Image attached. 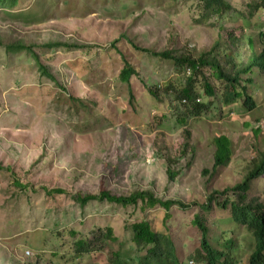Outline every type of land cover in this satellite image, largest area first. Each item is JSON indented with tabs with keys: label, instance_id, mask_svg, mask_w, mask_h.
<instances>
[{
	"label": "rangeland",
	"instance_id": "rangeland-1",
	"mask_svg": "<svg viewBox=\"0 0 264 264\" xmlns=\"http://www.w3.org/2000/svg\"><path fill=\"white\" fill-rule=\"evenodd\" d=\"M195 1L0 3V264H65L54 253L73 254L76 264H103L120 241L78 253L72 231L80 229L93 241L111 227L122 238L126 222L137 220L171 234L182 253L188 246L200 247L201 235L190 224L195 213L203 212L200 205L211 195L219 202L238 199L232 188L242 182L252 158L264 150V76L257 70L253 75L258 110H234L228 116L222 113L228 95L219 79H210L216 87V106L200 115L183 109L172 94H166L167 103L157 111L146 93L149 86L161 89L171 79L190 76L156 54L173 45L181 53L221 52L222 64L232 68L222 59L226 41L220 29L230 14L236 16L243 9L239 0H225L231 9L216 19L212 15L200 19ZM261 14L257 18L263 20ZM241 20L226 23V30L241 31L245 24L238 23ZM20 44L31 51H9L8 46ZM248 52L245 45L244 55ZM122 57L137 73L129 83L118 81ZM235 59L244 60L240 55ZM130 97L135 100L132 106L127 103ZM171 112L183 114L186 122L179 124ZM155 114L167 119L154 123ZM246 121L249 127L244 126ZM258 126L261 131L255 138L253 127ZM222 133L232 137L234 154L227 167L214 169L211 140ZM168 165L177 174L174 180ZM17 180L23 187L16 186ZM55 188L65 192H45ZM262 188L261 179L252 182L248 200L264 201ZM103 189L118 195L152 189L157 197L186 207L174 204L167 226L160 207L142 211L140 205L93 201L81 206L74 200L77 193L99 194ZM225 189L227 194L222 193ZM210 206V244L222 247L229 231L235 240L233 258L249 264L253 235L230 212L215 203ZM122 247L132 249L133 244ZM195 259L185 256L183 264H205Z\"/></svg>",
	"mask_w": 264,
	"mask_h": 264
},
{
	"label": "trees",
	"instance_id": "trees-1",
	"mask_svg": "<svg viewBox=\"0 0 264 264\" xmlns=\"http://www.w3.org/2000/svg\"><path fill=\"white\" fill-rule=\"evenodd\" d=\"M191 1V0H190ZM197 1V4H196ZM196 9L199 10L200 19H206L210 15L220 16L222 13L231 9V5L225 0H196ZM237 3V0H234ZM17 0H0V3H16ZM241 12L236 16L230 14L229 20L220 29L225 34L226 49L224 50L222 59L225 60L227 65L232 68H225L218 54L221 52H179L177 46L173 45L171 49L157 52L156 54L161 58L170 60L174 66L183 70L189 71L191 74L185 80L180 78L171 79L170 83L160 89L159 86L153 85L146 89L151 107L157 111L161 109L163 104H166V94H172L173 99L183 105V109H188L190 113L200 115L203 112H209L216 106V87L211 83L210 79H219L226 87V94L228 96V106L226 110L222 111L223 115L228 116L230 112L236 110L238 112L258 110L259 105L255 96L253 95V88L255 82L253 75L255 71H259L264 76V19L259 16L264 12V0H239ZM237 7V4L235 5ZM261 14V15H262ZM233 15V16H232ZM215 18V17H214ZM243 19L238 23L244 22L245 24L239 31L238 27L233 29L230 33L226 30V23L234 24L233 20ZM255 18L253 22L247 20ZM216 19V18H215ZM198 21V20H197ZM239 31L238 37L235 33ZM248 46L249 52L244 55V46ZM9 51L17 53L23 50L31 51V48L16 45L8 46ZM235 50V52H234ZM117 51V50H116ZM36 58L37 54L31 52ZM241 56L243 61H236L235 56ZM123 68L118 77L121 83H129L133 75H137L134 67L122 57ZM42 72L51 77L46 68L40 65ZM201 77V79L199 78ZM246 77V79H244ZM200 84V86H199ZM247 85H251V93L247 90ZM199 87V88H198ZM229 93V94H228ZM232 95V96H230ZM219 96V95H218ZM210 99V100H207ZM80 103L83 101L81 99ZM135 100L132 97L128 99V104L132 106ZM81 105H85L81 103ZM172 108V107H171ZM175 110V109H174ZM176 111V110H175ZM188 111V113H189ZM175 121L179 124L185 123L186 119L183 114L171 112ZM154 123H162L161 118L167 119L166 115H154ZM259 120H261L259 118ZM249 121L244 122L245 127H249ZM155 128V127H154ZM255 138L257 133L261 131V127L254 128ZM148 132H152L149 128ZM188 130H186V134ZM211 144L215 148L214 152V169L220 167H227L232 161L233 148L232 137L226 133L214 136ZM184 147L188 148V142L184 143ZM193 149V148H192ZM170 178L174 180L177 175L170 165L168 171ZM261 179L263 185L262 194H264V150L258 155L254 156L250 161L247 173L241 183L232 188L238 194V199L231 202L226 198L223 202H219L216 196L211 195L208 198L207 204L200 205L203 212H198L193 215L190 220L191 226H195L200 233V247H190L181 253L179 247L174 242V237L171 234H165L158 229L153 228V224L147 220H137L134 222H126L125 230L121 234L122 238L114 235L111 227H108L107 232L102 237H94L93 241H89L84 237V232L80 229L73 230V239L75 240L73 248L75 252H90L97 245L104 249L103 245L107 242L120 241V247L117 250L110 252V257L106 259L103 264H183L184 257L204 261L205 264H238L237 260L233 258V250L235 248V240L229 237V231L225 232L223 240L221 241L222 247H213L210 244L209 235L211 234V220L208 216L212 213L210 211V204L215 203L223 208L225 212H230L234 220L246 226V229L253 235L255 239L254 251L252 252L248 263L249 264H264V201H259L257 197H252L248 200V191L250 190L251 183ZM16 186H22L19 180L16 181ZM229 190L225 189L224 194ZM47 194L51 193H64L62 188L47 189ZM74 200L81 206H85L90 202H108L111 204L121 205L127 207L129 205L138 206L142 211L147 208L160 207L164 209V221L167 226L170 225L171 209L174 204H179L182 207L186 205L181 202L173 200H163L156 196L152 189H136L130 194H114L109 190L103 189L99 194H82L77 193L74 195ZM170 231V229H169ZM81 234V237H77ZM126 242L133 244L132 249L122 247ZM182 245V244H181ZM195 248H199L196 251ZM99 249L98 252L103 250ZM56 256L59 262L65 264L74 263L72 255H63L61 253L52 254ZM195 259V260H196ZM73 261V262H72Z\"/></svg>",
	"mask_w": 264,
	"mask_h": 264
}]
</instances>
